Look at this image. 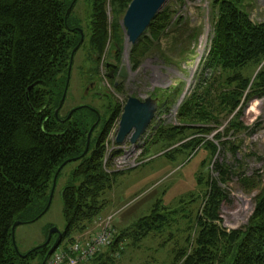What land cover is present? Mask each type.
I'll use <instances>...</instances> for the list:
<instances>
[{
  "label": "trees",
  "instance_id": "16d2710c",
  "mask_svg": "<svg viewBox=\"0 0 264 264\" xmlns=\"http://www.w3.org/2000/svg\"><path fill=\"white\" fill-rule=\"evenodd\" d=\"M77 1L67 15L73 0H0V264H30L33 259L37 260L35 264H41L49 257L47 252L55 243L58 247L75 241V236L83 233L102 212L106 192L113 187L115 176L123 172H107L104 168L106 138L122 111V105L113 100V96L110 95L111 100L108 98L111 103L107 104L109 117L106 120L102 121L99 110L87 106L74 108L67 119L68 114L63 118L59 115L71 52L79 44L70 79L76 53L86 41L84 36L80 42L76 28L82 29L83 35L84 30L71 19ZM86 1L91 8L86 61L95 59L102 81V61L109 55L119 63L124 51L122 26L117 17L123 16L131 0ZM244 1H211L213 30L203 66L211 72L218 71V75L212 82V74L203 76L204 95L195 93L182 102L178 115L184 125L158 128L155 140H164L168 147L181 142L165 153L168 156L170 151L195 150L201 144L214 155L217 144L205 141L200 135L210 133L213 130L210 124L217 123L222 115L233 116L227 130H239L243 107L253 97H264V19L251 20ZM108 6L112 12L111 25L107 19ZM172 16L169 8L158 12L139 40L130 45L127 57L132 71L151 53H160L161 39L175 27ZM254 71L257 72L253 76ZM94 77L92 69V73L87 74L89 82ZM125 83L121 81L114 90L124 92ZM133 83L130 81L128 86ZM80 109L89 112L82 128L72 121L73 114ZM95 123L84 154L88 131ZM100 123L101 129L91 148L92 134ZM186 131L192 134L187 135ZM66 160L75 162L70 174L72 181H80L77 185H66L61 192L65 222L62 238L57 241L54 234L46 247H38L22 256L15 249L12 226L27 209L33 212V221L42 216L54 175ZM217 167L218 180L224 183L229 172L222 170V166ZM218 183L217 180L207 181L203 216H198L195 222L198 230L190 250L181 249L177 253V264H264V182L257 176L252 180L248 177L239 180L245 190H257L255 206L247 223L230 231L217 223L220 204L226 198ZM159 208L154 205L148 215L132 224L131 230L116 234L111 246L90 262L106 264L104 256L119 249L125 237H131L135 243L160 231L168 220ZM106 259L112 260L110 256Z\"/></svg>",
  "mask_w": 264,
  "mask_h": 264
},
{
  "label": "rangeland",
  "instance_id": "374dc122",
  "mask_svg": "<svg viewBox=\"0 0 264 264\" xmlns=\"http://www.w3.org/2000/svg\"><path fill=\"white\" fill-rule=\"evenodd\" d=\"M211 1H166L161 10L169 8L173 12L171 22H175V27L161 39L160 53H151L136 71L131 70L125 52L122 54L121 64L126 66L125 74L129 76L127 79L135 80L130 86V81L125 83L124 92L115 91L105 79L104 64L107 61L114 62V59L108 55L100 64L105 88L101 91L113 96L122 107L127 96L140 99L146 96L157 97L159 105L142 138L144 148L139 157L142 162L115 176L113 187L105 194L106 206L88 225L87 230L78 234L80 236H75V240L97 232L96 221L101 218L106 220V217H110V224L116 234L123 233L138 219L148 215L154 205H159V212L168 220L160 231L153 232L138 242L133 243L131 237H125L119 249L104 256L106 264H177V253L181 249L190 250L198 230L195 222L198 216H203L208 180H217L226 194L218 212L217 223L221 228L226 231L241 228L254 210L257 190H245L239 180L242 177L252 180L257 176L261 183L264 182V97H253L243 107L239 117L242 127L239 130H227L233 116L222 115L217 123L210 124L213 128L210 133L200 135L205 141L217 144L218 150L214 155L205 144H201L195 150L180 148L170 151L168 156L165 153L181 142L168 147L164 140H155L160 126L184 125L178 115L182 102L195 93L204 95L203 76L207 74L210 77L212 74V82L218 75V71L211 72L203 66L213 30L214 11ZM244 8L254 22L264 19V0H245ZM90 9L86 0H78L72 12L71 19L81 25L86 41L74 58L70 84L59 111L60 118L80 106L99 110L102 121L109 117L106 100L96 96V87L90 86L87 78V74L92 73L91 65L86 61ZM106 12L108 24L111 25L110 6L106 7ZM117 18L122 26L123 16ZM74 21L70 22L75 24ZM121 28L124 47L128 52L130 45L126 44V35L123 27ZM254 72L253 76L257 71ZM211 93L213 95V90ZM88 113L86 109H80L73 114L72 121L82 128L83 121H87L86 117H89ZM101 125L102 123L92 134L91 148ZM186 133L190 135L192 131ZM109 136L106 138L107 149H111L112 145ZM126 141L131 144L128 138ZM218 165L229 172L224 183L218 180ZM74 166L75 162H69L57 176L50 207L40 218L31 220L34 214L29 209L18 216L17 221L21 224L14 230V242L20 254L41 245L52 228L64 231L61 192L66 185L79 183V179L73 182L70 177ZM106 256H110L112 260L109 261ZM36 261L30 260V264H35Z\"/></svg>",
  "mask_w": 264,
  "mask_h": 264
},
{
  "label": "water",
  "instance_id": "95a60500",
  "mask_svg": "<svg viewBox=\"0 0 264 264\" xmlns=\"http://www.w3.org/2000/svg\"><path fill=\"white\" fill-rule=\"evenodd\" d=\"M74 1L75 0H73V2L70 4V6L68 7V9L66 11L67 15L69 14V12L71 10ZM166 1L167 0H131V2L129 3L127 9L125 10L123 18H122V27H123V30H124L125 35H126V42H128L129 45H133L139 40V38L143 35L145 30L148 28L150 22L158 14V12L164 6ZM76 29L80 33V42H81V41H83V38H84L83 31L80 28H76ZM78 47H79V44L73 48L71 55H70L68 77H67L65 90H64L63 96L61 98L59 107L63 104L65 97H66L68 84L70 81V71H71V67H72V61H73L75 51L78 49ZM124 52H125V54H127L125 47H124L123 53ZM127 56H128V54L126 55V58H127ZM109 65H112V64L107 63L106 67H108ZM112 67L114 68L112 76H114L113 74L115 73L117 66L113 64ZM125 73H126V66L124 64H121L119 67V71L117 72V76L124 77ZM158 105H159V99L157 97L146 96L144 99H140V98L133 97V96H127L126 101L123 104L122 112L120 114L119 121H118V127H117V131H116V136H115L116 143L122 144L128 138V141L131 144H134L144 134V132L147 130L148 126L151 124V122L154 119L155 114L157 112ZM73 110L74 109H72L68 113V115L66 116V119L70 117ZM57 113H58V109L55 110V115H57ZM96 123L93 124L91 126L90 130L88 131L87 143H86V148L84 150V154L88 150V145L90 142L91 133H92ZM70 161L71 160H66L57 169V171L54 175V178H53V185L51 187L48 202H47L44 210L42 211L41 215H43L50 207L51 200H52V194H53V188H54V184H55L58 173ZM19 224H21V222L16 221V222H14V224L12 226L11 232H12V239H13L14 244H15V242H14V230H15L16 226ZM54 234L57 235V241H58L62 238L63 232L58 230L57 228H52L48 232L46 240L41 245H39L38 247H41V248L46 247L49 244V242L51 241V238ZM38 247H35L30 251H33ZM56 247H57V244L55 243L48 250L47 256H49L55 250ZM15 249H17L16 246H15ZM29 252H27V253H29ZM26 255L27 254H23L22 256H26ZM46 260H47V257L44 258V260L41 262V264H46Z\"/></svg>",
  "mask_w": 264,
  "mask_h": 264
},
{
  "label": "built area",
  "instance_id": "2783aa9c",
  "mask_svg": "<svg viewBox=\"0 0 264 264\" xmlns=\"http://www.w3.org/2000/svg\"><path fill=\"white\" fill-rule=\"evenodd\" d=\"M118 121L111 129L109 139H112L111 149L106 150L104 168L107 172L122 171L136 167L142 161L139 157L144 148L142 138L145 133L134 143L126 142L117 144L115 140ZM97 232L84 239H78L72 243L57 247L48 257L46 264H87L95 256L104 252L116 238V231L110 224V217L96 221ZM121 242L119 243L120 246ZM121 249V248H120Z\"/></svg>",
  "mask_w": 264,
  "mask_h": 264
},
{
  "label": "flooded vegetation",
  "instance_id": "af4514ba",
  "mask_svg": "<svg viewBox=\"0 0 264 264\" xmlns=\"http://www.w3.org/2000/svg\"><path fill=\"white\" fill-rule=\"evenodd\" d=\"M123 54V53H122ZM127 54H125V56H126ZM121 59H122V56L120 57V60H119V63H115V62H105V73H104V75H105V79H106V81L107 82H109V83H111V85L113 86V87H115V86H118V84L120 83V81H122V82H128V81H131V79L129 78V79H127V77H129L127 74H125L124 75V77H119V76H117V72L119 71V67H120V65H121ZM87 63L89 64V65H91V68L94 70V73H95V77H94V79L90 82L91 83V85L90 86H93L94 85V87H96V96L98 97V98H100V99H104V100H106V102H107V104H109V103H111V96L108 94V93H105V92H102V91H104L105 90V88H104V86H103V83H102V81H100V79H99V74H98V71H97V69H96V67H95V59L94 60H92V61H87ZM107 63H110V64H114V65H116L117 66V69H116V71H115V73L113 74L114 76H112V73H113V71H114V68L112 67V65H109L108 67H106V65H107ZM102 72V71H101ZM101 75H102V73H101ZM133 81H135V80H133ZM132 81V82H133ZM102 90V91H101ZM110 97V98H109ZM110 100H109V99ZM114 100V99H113ZM106 104V105H107ZM57 236V235H56Z\"/></svg>",
  "mask_w": 264,
  "mask_h": 264
},
{
  "label": "bare ground",
  "instance_id": "6f19581e",
  "mask_svg": "<svg viewBox=\"0 0 264 264\" xmlns=\"http://www.w3.org/2000/svg\"><path fill=\"white\" fill-rule=\"evenodd\" d=\"M126 44H128V42H127ZM52 185H53V184H52Z\"/></svg>",
  "mask_w": 264,
  "mask_h": 264
},
{
  "label": "crops",
  "instance_id": "0c3cea01",
  "mask_svg": "<svg viewBox=\"0 0 264 264\" xmlns=\"http://www.w3.org/2000/svg\"><path fill=\"white\" fill-rule=\"evenodd\" d=\"M87 230V229H86ZM82 234V233H81ZM78 236H80V235H78Z\"/></svg>",
  "mask_w": 264,
  "mask_h": 264
}]
</instances>
